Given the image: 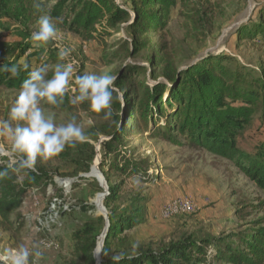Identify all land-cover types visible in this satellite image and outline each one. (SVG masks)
<instances>
[{
  "label": "trees",
  "instance_id": "trees-1",
  "mask_svg": "<svg viewBox=\"0 0 264 264\" xmlns=\"http://www.w3.org/2000/svg\"><path fill=\"white\" fill-rule=\"evenodd\" d=\"M44 2L49 6L51 17L60 21L63 28L88 42L99 38L101 43H106V37H112L125 25L129 36L116 39L111 46L105 45L100 60L107 65L139 56L148 47L151 49L146 55L149 68L128 62L116 72L118 91L113 93L111 118L105 119L103 113L92 111L90 102L73 105L70 101L78 95V88L75 92L69 90L58 107L47 104L53 111L64 114L67 121L75 117L80 125L83 116L98 122L106 120L99 131L89 125L87 140L75 148L66 147L62 152L65 158L86 153L92 162L97 155L95 142L101 135L107 136L101 144L99 167L109 186L104 204L110 229L100 247V252L103 247L100 264H115L111 256L120 252L133 258H125L119 264H209L210 259L223 264H264L262 223L244 234H184L158 247L140 244L134 250V244L121 236L147 221L149 199L138 195L128 199L125 205L118 204L125 180L148 174L153 165L150 156L138 154L136 146L126 148L133 136L140 133L175 145L203 148L232 160L264 189V140L244 145L248 143L245 133L254 126L256 118L264 121V65L249 67L233 55L221 53L193 64L185 63L181 68L176 53H166L164 45L150 46L148 35L166 30L173 9L181 3L191 12L187 17L192 24L199 27L203 24V17L191 8L190 0H130V8L115 0ZM32 3L33 0H0V18H13L25 26L32 15ZM257 17L256 21L238 29L237 41L248 39L264 43V9L259 10ZM17 34L21 36L18 43L0 42V85L21 90L34 67L48 65V78H51L57 63L70 62L69 57L59 60L60 46L54 41L37 48L31 40V32L22 28L17 29ZM23 57L26 58L24 63L20 61ZM24 64L28 65L27 70ZM13 65L19 69L17 77L5 70ZM84 69L85 66L80 65L78 75H84ZM76 87L73 81L72 88ZM8 164V161L0 163V170L8 171V176L0 179V229L15 232L25 226L21 213L25 198L34 187L46 188L52 177L41 167L36 166L35 172H15ZM84 168L89 170L90 164ZM114 176L122 177L121 181L113 183ZM98 189L103 190L101 186ZM105 224L103 216L92 218L76 232L77 253L82 264H97L95 251Z\"/></svg>",
  "mask_w": 264,
  "mask_h": 264
},
{
  "label": "rangeland",
  "instance_id": "rangeland-1",
  "mask_svg": "<svg viewBox=\"0 0 264 264\" xmlns=\"http://www.w3.org/2000/svg\"><path fill=\"white\" fill-rule=\"evenodd\" d=\"M115 1L131 7L130 0ZM36 3L41 5L40 9L34 7ZM190 3L191 8L203 17V24L200 27L192 24L187 17L191 16V12L181 3L173 9L166 30L148 35L151 38L150 46L164 45L166 53H176L181 68L185 63L193 64L209 55L221 53L233 55L238 62L249 67L264 65L263 42L236 39V33L242 25L258 19L259 10L264 9V0H190ZM48 8L44 0H33L32 15L25 26L13 18H0V42L21 41L17 29L25 28L31 33L38 30V18L41 14H49ZM51 18L57 30L55 44L70 49L68 63L73 64L74 72L69 90L72 89L80 65L85 66L84 74L113 76L128 62L150 67L146 59L150 47L139 56L111 65L100 60L105 45L111 46L116 39L129 36L125 25L112 37H106V43H101L99 38L88 42L63 28L60 21ZM4 26L16 28L6 29ZM25 59L23 57L20 61L24 63ZM19 92L0 85V121L9 119L10 109ZM41 107L45 114L54 115L56 124L68 122L64 114L53 111L46 103H42ZM83 119L81 126L85 135L89 125L99 131L106 121L98 122L86 116ZM133 137L126 148L136 146L138 154L150 156L153 165L148 174L125 180L118 204L122 206L130 198L145 196L149 199L147 221L126 231L121 238L126 237L137 245L151 244L158 247L184 234L237 235L248 232L259 223L264 225V189L249 179L234 161L216 156L203 148L154 139L147 133ZM106 138L101 135L99 141L95 142L97 155L92 162H89L86 153L71 158H65L61 153L46 162L37 160L36 166L49 171L52 178L46 188L42 187L35 194L30 192L26 197L21 208L25 218L22 229L15 232L0 229L1 264H12V257L21 245L32 252L38 249L43 253L37 264H82L75 235L92 218L103 216L99 205L105 188L100 185L101 177L97 173L100 160L97 157L101 153L98 147L101 149L102 141ZM244 139L248 140L245 146L264 140V121L256 118ZM181 141L184 142L183 139ZM13 158L15 154L12 152L11 138L0 134V163L10 162ZM88 164L90 168L86 170L84 167ZM121 179L120 176H114L112 181L119 183ZM98 186L103 190L100 191ZM55 197L61 199L59 211L56 209L58 216L44 231H38L35 227L37 218L49 213ZM99 198L100 204L97 201ZM181 198L193 201L196 211L167 214L165 211L169 204ZM103 230L95 251L96 257H99L98 251L104 241ZM209 264L223 263L210 259Z\"/></svg>",
  "mask_w": 264,
  "mask_h": 264
},
{
  "label": "clouds",
  "instance_id": "clouds-1",
  "mask_svg": "<svg viewBox=\"0 0 264 264\" xmlns=\"http://www.w3.org/2000/svg\"><path fill=\"white\" fill-rule=\"evenodd\" d=\"M34 7L41 8L36 3ZM38 30L31 33L34 46L39 48L56 40L57 30L49 14H41L37 21ZM70 55V49L61 47L58 53L60 61ZM28 69V65H23ZM12 77L19 75V69L13 65L5 68ZM74 67L72 63H57L54 66L51 78H48L49 66L42 64L34 67L21 85V90L9 112V119L0 121V134L7 135L12 140V152L15 158L11 159L8 168L12 171H37L36 164L39 159L46 162L60 155L66 147L75 148L78 143H84L87 136L76 118L73 117L65 124H56L52 113L45 114L42 103L58 107L63 103L66 93L71 85ZM116 77L113 75L84 74L75 76L77 91L71 103L73 105L90 102V108L96 113H103L105 119L113 115V93L116 91ZM13 122L15 126H13ZM8 176L7 169L0 170V179ZM138 245H133L135 250ZM99 254V251H98ZM43 253L40 250L30 251L23 245L12 257V264H37ZM30 257L32 259L30 260ZM133 258L124 252L111 256L115 264L123 259Z\"/></svg>",
  "mask_w": 264,
  "mask_h": 264
},
{
  "label": "built area",
  "instance_id": "built-area-1",
  "mask_svg": "<svg viewBox=\"0 0 264 264\" xmlns=\"http://www.w3.org/2000/svg\"><path fill=\"white\" fill-rule=\"evenodd\" d=\"M98 150H100V147H98ZM39 189L40 187H34L31 193L35 194ZM60 201L61 199L59 197H55V201L52 203L49 213H46L47 215L43 217L37 218L38 221H36L37 223L35 227L38 229V231H44L46 227L50 226L51 223L55 222L58 216V211H59L58 207ZM56 209L58 211H56ZM195 211H196V206L193 203V201L187 198H181L170 203L165 212L167 214H173V213H181V212L193 213Z\"/></svg>",
  "mask_w": 264,
  "mask_h": 264
},
{
  "label": "water",
  "instance_id": "water-1",
  "mask_svg": "<svg viewBox=\"0 0 264 264\" xmlns=\"http://www.w3.org/2000/svg\"><path fill=\"white\" fill-rule=\"evenodd\" d=\"M97 158H99V160L101 161V155L100 154L98 155ZM97 170H98V173L100 174V176L102 178V181L100 182V185L101 186H103V184L106 185L105 191L103 193V198L101 200V208L103 210V214L102 215H103V217L105 218V221H106L105 228L103 230L105 232L104 234H105V239H106L107 234H108L109 229H110V220H109V216H108V211H107V209L105 207V204H104V200H105L106 196L109 194V186L107 184L106 178H105L103 172L101 171L99 165L97 167ZM103 246H104V244H103ZM102 250H103V247L101 248L100 258L99 259L96 258L97 259V264H100L101 263V260H102Z\"/></svg>",
  "mask_w": 264,
  "mask_h": 264
},
{
  "label": "bare ground",
  "instance_id": "bare-ground-1",
  "mask_svg": "<svg viewBox=\"0 0 264 264\" xmlns=\"http://www.w3.org/2000/svg\"><path fill=\"white\" fill-rule=\"evenodd\" d=\"M97 173H98V170H97ZM99 174V173H98ZM99 176H100V174H99ZM101 177V176H100ZM101 181H102V178H101ZM103 187L104 188H106V185H104L103 184ZM103 198V197H102ZM102 200V199H101ZM98 201V204H100V198L97 200ZM100 207L99 208H101V205H99ZM102 209V208H101ZM103 213V212H102ZM103 239H105V234H103ZM97 259H99L100 258V252H99V257H96Z\"/></svg>",
  "mask_w": 264,
  "mask_h": 264
}]
</instances>
